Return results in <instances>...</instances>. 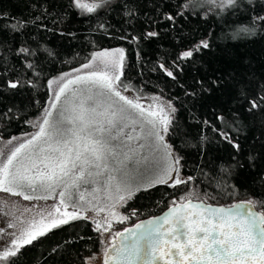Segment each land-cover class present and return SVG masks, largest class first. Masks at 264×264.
Segmentation results:
<instances>
[{"label": "trees", "instance_id": "16d2710c", "mask_svg": "<svg viewBox=\"0 0 264 264\" xmlns=\"http://www.w3.org/2000/svg\"><path fill=\"white\" fill-rule=\"evenodd\" d=\"M186 4L188 0H111L88 14L72 7L71 0H0V139L29 132L30 119L49 99L48 80L104 48L124 49L122 85L138 95L157 93L175 108L166 140L180 159L182 178L194 179L175 188L157 184L135 191L121 206L129 218L115 223L117 229L158 215L188 192L207 194V203L218 206L251 200L258 212L264 211V104L250 110L248 103L264 95V28L236 35L253 16L264 15V0H238V6L221 10L182 9ZM129 10L134 14L126 15ZM165 14L175 20H166ZM36 16L41 19L20 31L10 26ZM148 32L158 35L148 37ZM201 40H208L210 48L189 60L177 59ZM21 46L36 55L18 56ZM16 79L21 86L8 89L7 81ZM213 79L227 86H211ZM208 87L212 90L204 91ZM101 245V233L90 220L70 221L22 248L13 260L85 264Z\"/></svg>", "mask_w": 264, "mask_h": 264}, {"label": "snow or ice", "instance_id": "6c2138e0", "mask_svg": "<svg viewBox=\"0 0 264 264\" xmlns=\"http://www.w3.org/2000/svg\"><path fill=\"white\" fill-rule=\"evenodd\" d=\"M110 3L111 0H71L72 7L88 14ZM205 3L221 9L238 6V0H188L181 8L196 9ZM132 14V10L126 13ZM40 19L36 16L31 21L16 20L10 26L20 31ZM165 19L174 21L175 16L165 14ZM259 28H264V15L253 16L251 24L241 26L236 35H254ZM157 35L147 33L148 37ZM210 46L208 40H201L177 59L189 60ZM17 55L27 58L36 53L21 46ZM124 59L122 48L94 51L79 68L49 79L50 100L40 117L29 122L36 131L26 133L27 138L11 147L6 156L0 150V157H5L0 159V192L26 201L59 197L49 209L39 210L27 220L15 217L18 224H7L17 230L7 233L10 239L0 246V261L4 264H14L13 258L22 248L70 221L90 220L101 235L110 232L113 220L123 223L129 218L115 210L117 205L123 206L121 202L131 199L134 190L140 191L142 186L144 190L157 184L175 188L194 179L180 177V159L173 158L165 141L175 108L171 102L166 108L158 97H152L146 108L139 96L123 95L120 89ZM27 67L34 65L29 62ZM165 71L173 77V71ZM221 85L227 86L220 79L211 81V86ZM19 86V79L7 81L8 89ZM211 90L212 87L204 88ZM248 103L250 110L258 109L264 104V95ZM221 135L240 150L239 143L226 132ZM15 139H9L6 146ZM145 148L151 149V161L140 155ZM149 162L150 175L142 171ZM137 176L140 182L134 185ZM101 192L108 203L101 202ZM206 197L207 194L202 197L195 192L185 193L179 201L173 200L162 216L112 232L103 250L102 264H264V211H253L256 204L251 200L220 207L207 203ZM88 212L95 215H85ZM100 213L107 215L97 219ZM0 235H5L4 229H0Z\"/></svg>", "mask_w": 264, "mask_h": 264}, {"label": "rangeland", "instance_id": "374dc122", "mask_svg": "<svg viewBox=\"0 0 264 264\" xmlns=\"http://www.w3.org/2000/svg\"><path fill=\"white\" fill-rule=\"evenodd\" d=\"M217 3H219V0H217ZM203 7L206 10H216V9L217 10H221L220 7L215 6V5H211V4H208V3H205L203 5ZM197 44H199V42ZM197 44H195V45H197ZM115 48H121V47L104 48V49H99L97 51H103L105 49H115ZM189 49H192V48H188V49H185L183 51H186V50H189ZM183 51H181V52H183ZM80 66L81 65H79L77 67H74V68H79ZM74 68H72V69H74ZM72 69H69L67 71L61 72L59 74H56L55 76L51 77L50 79L58 77L62 73L71 72ZM123 86L124 85H122V87L120 89L122 91L123 95L128 96L129 98H135V97L139 96L140 97V102L146 108H147V106L149 104L152 103V97H158L159 98V102L164 104V106L166 108L168 107V102H170V101L168 99L160 96L157 93H151V94H146V95H138V94L134 93L132 90H130V88L127 87V86L126 87H127L128 90L125 91ZM48 89H49V87H48ZM50 96H51V90L49 89V99H48L47 103L50 100ZM171 106H172V104H171ZM40 115H41V113L38 116H36L34 118H31L29 122L36 121L38 119V117H40ZM171 116H172V113H171ZM30 125H31V123H30ZM34 131H36V129L34 127H32V125H31V130L29 132H27V133H33ZM25 134L26 133H21V134L12 135V136H10L8 138L0 139V150H2L5 153V156H6L7 152H8V150L11 147H13L15 144H18L19 142H22L23 139L27 138L25 136ZM13 137H15L17 139L13 140V144L12 145H7L6 146V142L9 139H12ZM165 141L167 142L166 136H165ZM141 143H143V141H141ZM133 146H135V144H133ZM140 155L141 156H148L149 157V161H151L152 158H153L152 154H151V149H149V148H145V149L141 150L140 151ZM172 155H173V158H177L173 151H172ZM3 158H5V157H0V159H3ZM151 170H152V165H151L150 162L148 163L147 166H142V171H144L145 174L150 175L151 174ZM180 177L182 178L181 175H180ZM101 179H103V178H101ZM139 182H140V177L137 176L136 179L133 181V184L135 185L136 183H139ZM169 183H171V181H169ZM141 189H144V187L142 186ZM58 191L59 190H57V192ZM134 192H135V190H134ZM98 195L101 197V202L102 203H108L107 201L103 200V192L99 193ZM58 199H59L58 195H55L54 198L48 199V200L26 201L21 196H13V195H11L9 193L0 192V229H4V233H5V235H0V246H3L10 239V237L6 235L7 233H11V232H14V231L17 230L15 228H8L7 227V224L9 222L14 223V224H18V221L15 219V217H20L21 219L27 220V219L31 218L32 215H34L37 211L42 210V209H44V210L49 209L50 206L53 203L58 201ZM177 201H179V199H177ZM121 203L123 204L124 202H121ZM25 208H30V209H32V211L31 212H25L24 211ZM115 210L118 213H121V214L124 215L123 211L121 210V206L119 204L117 205ZM69 211H71V209H69ZM21 213H23L22 216H21ZM85 215H87L89 217H92V216L95 215V213L88 212V213H85ZM105 215H107V213H100V215L98 217H96V218L97 219H101ZM115 223H117V221L113 220L112 221V229H111V231L110 232H103V235H101V243H102V245H101L100 250L97 253L93 254L92 256L87 257L85 259V262L87 261L90 264H102L103 250H104L105 247H108V245H109V241L111 239V233L115 232V231H120V229H122V228H120V229L114 228L113 225ZM94 227H95V225H94ZM101 231H103V230H101ZM89 258H92V259H89ZM0 264H4V262L0 261Z\"/></svg>", "mask_w": 264, "mask_h": 264}, {"label": "water", "instance_id": "95a60500", "mask_svg": "<svg viewBox=\"0 0 264 264\" xmlns=\"http://www.w3.org/2000/svg\"><path fill=\"white\" fill-rule=\"evenodd\" d=\"M244 202H245V201H244ZM239 203H241V202H239ZM235 204H237V203H235ZM211 205H213V206H218V205H214V204H211ZM228 206H231V205H228ZM220 207H227V206L221 205ZM167 210H168V208H167L166 210H164L163 212L159 213L158 215L153 216V217H150V218H147V219H144V220L153 219L154 217H157V216H162L163 213L166 212ZM253 211L258 212L255 208L253 209ZM258 213H259V212H258ZM142 221H143V220H142ZM140 222H141V221H140ZM140 222H137V223H140ZM134 225H135V224H134ZM134 225L125 226V227H123L122 229H120V231H123V229H125V228H131V227H133ZM88 264H90V263H88Z\"/></svg>", "mask_w": 264, "mask_h": 264}]
</instances>
